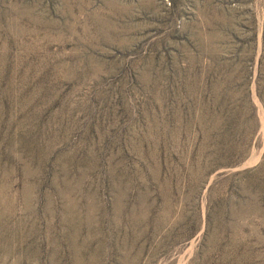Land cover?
I'll return each mask as SVG.
<instances>
[{
	"label": "rangeland",
	"instance_id": "obj_1",
	"mask_svg": "<svg viewBox=\"0 0 264 264\" xmlns=\"http://www.w3.org/2000/svg\"><path fill=\"white\" fill-rule=\"evenodd\" d=\"M0 264H264V0H0Z\"/></svg>",
	"mask_w": 264,
	"mask_h": 264
}]
</instances>
